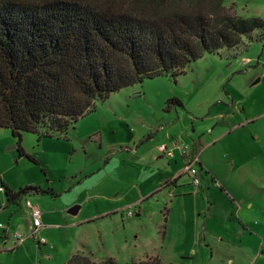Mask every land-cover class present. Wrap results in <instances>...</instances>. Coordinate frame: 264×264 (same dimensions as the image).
I'll return each mask as SVG.
<instances>
[{
	"label": "rangeland",
	"instance_id": "374dc122",
	"mask_svg": "<svg viewBox=\"0 0 264 264\" xmlns=\"http://www.w3.org/2000/svg\"><path fill=\"white\" fill-rule=\"evenodd\" d=\"M225 3L245 18L256 17L257 8L264 12V0ZM245 44L236 50L206 54L176 78H147L111 94L96 102L95 110L82 117L66 137L24 133L21 145L37 162L21 157L19 140L11 130L0 129V188L2 181L17 190L39 186L59 194L62 203L78 201L70 208L83 205L79 218L91 220L78 229L79 239L86 235L80 250L92 253L97 263L98 258L111 255L117 264L154 257L163 264H264V80L258 82L264 73L259 63L260 58L264 61V42ZM171 99L180 100L183 106L168 105ZM253 113L260 118L249 124L247 117ZM201 135L203 140L213 137L218 143L204 153L211 160L215 155L212 175L223 190L206 180L198 165L195 168L201 184L196 187L181 162L185 175L180 194L163 189L145 201L141 188L135 186L128 198L131 203L140 202L130 206L132 216L117 212L98 218L92 187L101 176L128 177L122 173L127 160L129 178L135 179L143 167L139 156L145 150L163 143L171 147L172 138L188 146ZM148 136L153 137L152 143L143 152L144 146L140 147L139 155L138 149L129 154L121 147L137 138H146L144 143L148 144ZM28 199L39 203L44 226L48 227L47 221L59 222L58 217L47 219L44 199ZM141 203L143 211L138 217ZM22 205H9L6 194L0 191V235L9 226L12 232L17 227L16 231L29 234L24 229L28 218ZM11 214L19 218L15 228L9 221ZM74 231L44 233L47 243L42 248L28 238L14 250L18 245L11 247L8 242L6 246L0 239V264H66L77 239Z\"/></svg>",
	"mask_w": 264,
	"mask_h": 264
},
{
	"label": "trees",
	"instance_id": "16d2710c",
	"mask_svg": "<svg viewBox=\"0 0 264 264\" xmlns=\"http://www.w3.org/2000/svg\"><path fill=\"white\" fill-rule=\"evenodd\" d=\"M245 40L264 41V20L239 16L225 0H0V129L19 140L21 157L37 162L21 145L24 133L66 137L96 102L147 78H176ZM2 184L9 205L57 197ZM66 264L117 263L81 250Z\"/></svg>",
	"mask_w": 264,
	"mask_h": 264
},
{
	"label": "crops",
	"instance_id": "0c3cea01",
	"mask_svg": "<svg viewBox=\"0 0 264 264\" xmlns=\"http://www.w3.org/2000/svg\"><path fill=\"white\" fill-rule=\"evenodd\" d=\"M263 9L261 8H257V13L255 14L256 17H259L261 19L264 20V12L262 11ZM258 35V33H256ZM255 34V35H256ZM264 42V41H263ZM246 43V40H245ZM250 43V42H248ZM246 46V44H245ZM262 57V56H261ZM262 59L260 58L259 63L260 65L262 64V67L264 68V61L260 62ZM262 80H264V73L262 74V77L258 80V82H261ZM245 110V109H244ZM253 112H255V110H253ZM254 115H252L251 117H247V123L249 124H253L255 123L258 118H260V114L256 115L255 113H253ZM263 113H261V115H263ZM255 116V117H254ZM213 131V130H212ZM149 141L148 144L144 143L145 139H132L130 142H124L123 147L124 150L129 153L132 154L134 152V150L138 149L137 154L139 155L140 153V147L144 146L141 150V152H143V150L146 148V145H150L152 143L153 137L152 136H148ZM168 138H172V137H168ZM158 139V138H157ZM173 141H171L170 146L167 145L166 143H159L162 144L160 146H163L166 144V146L168 147L169 150H171L173 152V156L169 157L166 156L164 154H162L159 150L160 146H158V144H156L152 150H145L143 153H141L139 156L140 157V161L142 162V169L140 170L138 177L134 178H129L131 175V167L128 166L129 163H127V160L125 161V169H122V173L128 175V177L124 178L120 177V178H113L112 176L105 174L103 176H101L96 183L93 185V193L95 194L93 195L92 199L95 200V203L97 205V208L99 210V217L98 218H103L102 216H107V215H111L117 212H120L122 214V216L124 217V214L126 213V210L128 209V207L132 206V205H137L139 204V202H135V203H131V200L128 198L129 194L133 191L134 187L137 186V188H141V198H146L145 201H147L148 199L152 198L153 196H155L157 193L161 192L163 189H168L169 192H173L176 191L178 194H180V191L178 192L179 188L182 187L180 182L181 179L183 178V176L185 175L183 173L182 170V165L181 162L185 168L186 164L188 163L190 156L196 154L197 156H199V163L197 164L200 168V173L203 175V177L208 180L210 179V182L214 185H219L221 190H223V186L219 183H216L217 179L214 177V175H212V165L215 163L216 157L215 155L213 156V160H211L205 153L204 150L207 151L210 149H214L215 146L218 144L216 142V139H213V137L211 139L203 140V135H201L199 137L198 140L196 139H191V142H188L187 145H184L183 143H181L180 140L178 139H174L172 138ZM158 142V140H157ZM161 142V141H160ZM186 149V150H184ZM156 151V152H155ZM185 151H187V153H185ZM211 160V161H210ZM147 164V165H144ZM149 164V165H148ZM133 167V166H132ZM146 167V168H145ZM84 175L88 176V173H83ZM115 175V174H114ZM113 175V176H114ZM117 176V175H116ZM115 176V177H116ZM5 182V181H4ZM5 184H7L5 182ZM9 187H11L9 184H7ZM158 186H162V188L158 187ZM12 188V187H11ZM17 190V189H14ZM112 190V191H111ZM91 192V191H90ZM109 192V194L107 193ZM111 192H113L114 194H112ZM55 193V192H54ZM57 195L56 198H53L51 196H47V197H43V196H35V197H40V199H44L43 200V204L45 206V209L48 211L46 215V217H48L47 219H50V217H54V219L56 217H58V223L52 224L53 222L47 221L48 222V227L44 226L45 222L43 223V217H44V213L42 211V223H43V227L39 232V236L42 238H45L43 236L44 233H48L49 231L52 230H57V229H72L75 230V236L77 237V239L72 243L71 245V250H70V254L71 257L78 251H81V246H85V238L86 235H84L81 239H79L78 237V229H83L84 225H86L87 223H89L91 220L87 219H81L79 218L80 215V211L82 210V208L84 207L83 205L81 207H79L78 212L75 215H71L68 214L67 210H71L74 207L73 206L74 203H77L78 201H72L70 202V204H68L67 202L62 203L60 198V195L55 193ZM91 198H88V201L92 200ZM60 200V201H59ZM35 206H39L38 202H34L31 201ZM61 202V204H60ZM23 204V203H22ZM86 205V204H85ZM139 214L137 215L138 217H140V214H142L143 211V204L141 203L139 205ZM23 208V205H22ZM69 208V209H67ZM41 210V208H40ZM168 208H167V213H168ZM68 214L70 217H72L74 220L70 221L68 220V218L65 216L66 214ZM27 218L25 220L24 223V229L29 233L30 230V224H31V220H30V224H29V216L28 213L26 212ZM166 227H168V223H169V219H166ZM10 224H13L14 228L16 226H19V218L17 217V215L15 216V214H11L10 215ZM9 228L3 229V234L0 235V239H2L4 241V244L7 246L8 242H11V247L14 246V241L12 239V234L14 232H20V231H16L17 227L15 228V231L12 232V230ZM46 239V238H45ZM37 246H39V248H42V246L45 244H38L39 242L36 239H33ZM47 241V240H46ZM24 243V242H23ZM19 244L17 246L16 249H19V247L23 244ZM80 244V245H79ZM41 253L43 255H48V253H45L44 250L40 249ZM69 257V259L71 258ZM96 257V256H95ZM98 258V257H96ZM106 258H113L115 259L113 256L108 255ZM68 259V261H69ZM99 261H103L105 259H100L98 258ZM67 261V262H68Z\"/></svg>",
	"mask_w": 264,
	"mask_h": 264
},
{
	"label": "built area",
	"instance_id": "2783aa9c",
	"mask_svg": "<svg viewBox=\"0 0 264 264\" xmlns=\"http://www.w3.org/2000/svg\"><path fill=\"white\" fill-rule=\"evenodd\" d=\"M160 152L165 154L166 156L172 157L173 156V152L171 150L168 149L167 146L163 145L159 148ZM186 150V149H184ZM185 153H187V151H185ZM199 163V156H197L196 154L191 155L190 159L188 161V163L186 164L184 170L186 173L190 174L193 178H194V183L195 186L198 187L201 184V181L198 177V171L196 170L195 166ZM2 191V190H0ZM24 209L25 211L28 213L30 220H31V226H30V230H29V234L25 235L21 232H14L12 234V239L14 241V245H19L23 242H25L26 239L28 238H32V239H36L39 244H46L47 241L45 238H42L39 236V232L43 227V223H42V211L40 210V208L38 206H35L29 199H26L24 201ZM132 207H129L126 212H127V216L130 217L133 215V211H132ZM2 228H4L1 225Z\"/></svg>",
	"mask_w": 264,
	"mask_h": 264
},
{
	"label": "water",
	"instance_id": "95a60500",
	"mask_svg": "<svg viewBox=\"0 0 264 264\" xmlns=\"http://www.w3.org/2000/svg\"><path fill=\"white\" fill-rule=\"evenodd\" d=\"M13 148H15V146H13ZM78 210H79V206H75L74 208L68 211V214L75 215L78 212Z\"/></svg>",
	"mask_w": 264,
	"mask_h": 264
}]
</instances>
